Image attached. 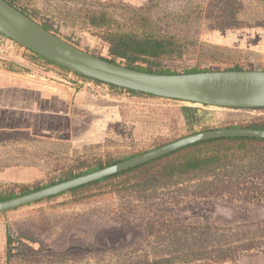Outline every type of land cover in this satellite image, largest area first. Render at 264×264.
<instances>
[{"label":"rangeland","instance_id":"374dc122","mask_svg":"<svg viewBox=\"0 0 264 264\" xmlns=\"http://www.w3.org/2000/svg\"><path fill=\"white\" fill-rule=\"evenodd\" d=\"M6 1L96 56L109 57L106 29L91 25L92 16L105 13L111 32L180 40L182 58L156 60L147 65L152 70H264V0ZM32 53L1 61L0 69L59 70L43 60L34 64ZM98 85L109 89L100 96V110L84 116L66 141L0 137V195H25L200 132L264 126V109L207 107ZM246 155L167 181L125 175L0 214V264H152L164 258L174 264L207 258L215 264H264V195L257 200L251 193L264 194V148ZM32 163L39 168L34 183L32 176L4 177ZM255 175L262 177L257 181Z\"/></svg>","mask_w":264,"mask_h":264},{"label":"water","instance_id":"95a60500","mask_svg":"<svg viewBox=\"0 0 264 264\" xmlns=\"http://www.w3.org/2000/svg\"><path fill=\"white\" fill-rule=\"evenodd\" d=\"M0 34L70 72L120 89L214 108L264 109V70L157 74L127 68L58 37L6 0H0ZM233 137L264 139V129L236 127L200 132L114 165L0 201V214L103 180L199 142Z\"/></svg>","mask_w":264,"mask_h":264},{"label":"trees","instance_id":"16d2710c","mask_svg":"<svg viewBox=\"0 0 264 264\" xmlns=\"http://www.w3.org/2000/svg\"><path fill=\"white\" fill-rule=\"evenodd\" d=\"M91 25L97 29L105 28V32L102 34V38L109 46V57H101L107 61L112 63H116L127 68L149 72V73H157V74H178L176 72L161 70L156 71L148 68L147 65H155L156 60L161 59H174V58H182L183 56V44L180 43V40L174 36H153L149 34L138 35L129 32H111L108 29V25L110 23L109 17L102 13L100 16H92ZM34 64H37L38 60H43L47 63V65H52L57 67L67 79L68 71L65 68H62L36 54H33ZM100 57V56H99ZM32 62V59H31ZM146 65V66H145ZM26 70H30L26 68ZM230 70H244L242 68L230 69ZM34 72V69L32 68ZM228 71V70H227ZM37 72V71H35ZM195 72H206V70H190L184 73H195ZM78 78L82 80H89L96 84H104L95 80L88 79L86 77L75 74ZM63 77V78H64ZM112 89H119L115 86L109 85ZM128 93L134 95H143L149 97H155L148 94L137 93L130 90H125ZM241 128V127H240ZM247 128H256V129H264V126L259 125H251ZM264 148V139L261 138H249V137H233V138H220L213 139L209 141L199 142L194 145L187 146L175 152L169 153L161 158L153 160L151 162L145 163L133 169L124 171L119 174H115L113 176L107 177L103 180L93 182L91 184L78 187L76 189L70 190L66 193H75L77 191L86 190L87 188L95 187L99 184H102L107 181H111L117 179L121 176L125 175H135L137 173L143 174L145 180L144 181H167L176 177L181 176H189L190 174L209 172L210 170L216 168L221 165L222 160H241L247 158L246 153L254 152L255 149ZM227 151H232V153H228ZM242 153V154H236ZM226 153V154H225ZM231 160V161H232ZM110 164L100 165L95 168H90L86 172L80 174L84 175L100 168L109 166ZM262 175H255L254 178L259 181ZM68 179V178H66ZM256 191V190H255ZM254 196L259 200L262 194L261 191L254 192L251 191ZM8 198H14V196L6 197L0 195V201L8 200ZM224 252L218 254V259L223 256ZM212 258H207L206 261L200 264H215L212 261ZM152 264H174L172 260L164 258L157 261L152 262Z\"/></svg>","mask_w":264,"mask_h":264},{"label":"crops","instance_id":"0c3cea01","mask_svg":"<svg viewBox=\"0 0 264 264\" xmlns=\"http://www.w3.org/2000/svg\"><path fill=\"white\" fill-rule=\"evenodd\" d=\"M39 73L0 69V137L32 143L66 141L69 131L84 116L100 110V96L109 94V89L105 90L89 80H63L60 70ZM32 159H36L34 154ZM38 169L32 163L16 166L3 174L4 177L15 176L21 181L32 176L34 183ZM4 235V226H1L2 255L5 250Z\"/></svg>","mask_w":264,"mask_h":264},{"label":"built area","instance_id":"2783aa9c","mask_svg":"<svg viewBox=\"0 0 264 264\" xmlns=\"http://www.w3.org/2000/svg\"><path fill=\"white\" fill-rule=\"evenodd\" d=\"M30 52V50L16 43L12 39L0 34V62L24 60L26 55ZM67 77L71 80L79 82L83 81L73 72L68 73ZM99 87L101 86L99 85Z\"/></svg>","mask_w":264,"mask_h":264}]
</instances>
